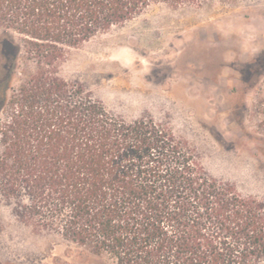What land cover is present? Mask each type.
Segmentation results:
<instances>
[{"label": "trees", "instance_id": "trees-1", "mask_svg": "<svg viewBox=\"0 0 264 264\" xmlns=\"http://www.w3.org/2000/svg\"><path fill=\"white\" fill-rule=\"evenodd\" d=\"M211 1L0 0L8 80L19 61L31 65L0 104L9 110L0 125V203L20 224L105 264L264 261V199L210 177L164 124L113 116L59 76L71 51L154 6ZM258 104L264 129V95Z\"/></svg>", "mask_w": 264, "mask_h": 264}, {"label": "rangeland", "instance_id": "rangeland-1", "mask_svg": "<svg viewBox=\"0 0 264 264\" xmlns=\"http://www.w3.org/2000/svg\"><path fill=\"white\" fill-rule=\"evenodd\" d=\"M19 45V37L14 35ZM10 37L0 30V104L11 80ZM113 116H149L185 143L212 178L264 199V0L158 5L71 51L59 69ZM1 107V105H0ZM0 111V125L9 113ZM0 264H105L53 236L36 235L0 203ZM260 264H264V261Z\"/></svg>", "mask_w": 264, "mask_h": 264}]
</instances>
